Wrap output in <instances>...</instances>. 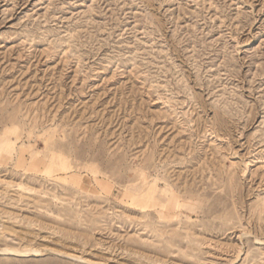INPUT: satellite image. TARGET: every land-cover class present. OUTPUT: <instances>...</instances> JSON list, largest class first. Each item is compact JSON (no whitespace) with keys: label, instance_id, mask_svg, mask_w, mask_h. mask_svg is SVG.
<instances>
[{"label":"rangeland","instance_id":"374dc122","mask_svg":"<svg viewBox=\"0 0 264 264\" xmlns=\"http://www.w3.org/2000/svg\"><path fill=\"white\" fill-rule=\"evenodd\" d=\"M66 253L264 264V0H0V264Z\"/></svg>","mask_w":264,"mask_h":264},{"label":"bare ground","instance_id":"6f19581e","mask_svg":"<svg viewBox=\"0 0 264 264\" xmlns=\"http://www.w3.org/2000/svg\"><path fill=\"white\" fill-rule=\"evenodd\" d=\"M53 249H55V248H53ZM53 249L52 248H46V249H40V248H25L23 250L13 249L12 251L17 252V253H23V254L24 253L25 254H27V253L44 254L45 252L50 251V250L52 251ZM7 250L11 251V249H4V251H7ZM67 255L70 256V258L71 257L72 258L74 257V258H77V259H81V260L87 261V262L92 263V264H108V263H104V262H100V261L99 262H97V261H91V260H89L87 258H84L82 256H77V255L71 254V253H69Z\"/></svg>","mask_w":264,"mask_h":264}]
</instances>
